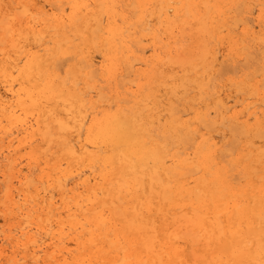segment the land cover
I'll use <instances>...</instances> for the list:
<instances>
[{
	"label": "bare ground",
	"instance_id": "bare-ground-1",
	"mask_svg": "<svg viewBox=\"0 0 264 264\" xmlns=\"http://www.w3.org/2000/svg\"><path fill=\"white\" fill-rule=\"evenodd\" d=\"M0 173V264H264V0H0Z\"/></svg>",
	"mask_w": 264,
	"mask_h": 264
},
{
	"label": "rangeland",
	"instance_id": "rangeland-1",
	"mask_svg": "<svg viewBox=\"0 0 264 264\" xmlns=\"http://www.w3.org/2000/svg\"><path fill=\"white\" fill-rule=\"evenodd\" d=\"M24 163H22V165H23ZM0 180H2V178H1V173H0ZM16 184V183H15ZM0 223H2V221H0ZM1 228V227H0ZM2 228L0 229V232L2 233ZM0 233V246L2 247V248H4V247H6L7 245L2 241L3 240V233L1 234ZM9 248V247H8Z\"/></svg>",
	"mask_w": 264,
	"mask_h": 264
}]
</instances>
